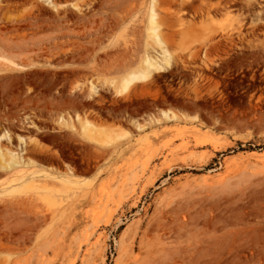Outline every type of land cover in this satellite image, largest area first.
Here are the masks:
<instances>
[{
	"label": "rangeland",
	"instance_id": "obj_1",
	"mask_svg": "<svg viewBox=\"0 0 264 264\" xmlns=\"http://www.w3.org/2000/svg\"><path fill=\"white\" fill-rule=\"evenodd\" d=\"M110 262L264 264V0H0V264Z\"/></svg>",
	"mask_w": 264,
	"mask_h": 264
},
{
	"label": "bare ground",
	"instance_id": "obj_2",
	"mask_svg": "<svg viewBox=\"0 0 264 264\" xmlns=\"http://www.w3.org/2000/svg\"><path fill=\"white\" fill-rule=\"evenodd\" d=\"M151 25H153V26L155 25V23H154V17L151 18ZM156 37H158V34H156ZM166 61H167V60H166ZM147 65H148V67H147L146 69H144V70L142 71L141 74H138L137 72H134V73H132L130 76H127V77L124 79V84H123V86H124V87H127V85H128L130 82L134 81V80L145 79L146 76L150 73V66H153V67H155V68H158V67H159V65H157V64H155V63H152V62H149V61H147Z\"/></svg>",
	"mask_w": 264,
	"mask_h": 264
},
{
	"label": "trees",
	"instance_id": "obj_3",
	"mask_svg": "<svg viewBox=\"0 0 264 264\" xmlns=\"http://www.w3.org/2000/svg\"><path fill=\"white\" fill-rule=\"evenodd\" d=\"M249 143H251V142H249ZM251 147L252 146H249V148H251ZM217 162H218L217 161V157H213L212 160H211V162L207 165V168H211L212 167V164L213 163H217ZM182 172H190V173H193V174L201 173L200 171L194 170V169H191V170H181V171H179V173H182ZM172 174H173V172H172ZM123 228H124V224H122V225L119 226V228L117 229V232H116V235L117 236L121 233V231L123 230ZM110 251L111 250H109V252L107 253V260L108 261H110ZM110 264H112V262H110Z\"/></svg>",
	"mask_w": 264,
	"mask_h": 264
}]
</instances>
